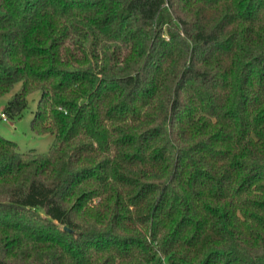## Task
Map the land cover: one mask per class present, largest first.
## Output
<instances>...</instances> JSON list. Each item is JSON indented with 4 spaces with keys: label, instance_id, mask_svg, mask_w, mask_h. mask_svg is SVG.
Masks as SVG:
<instances>
[{
    "label": "trees",
    "instance_id": "1",
    "mask_svg": "<svg viewBox=\"0 0 264 264\" xmlns=\"http://www.w3.org/2000/svg\"><path fill=\"white\" fill-rule=\"evenodd\" d=\"M0 264H264V0H0Z\"/></svg>",
    "mask_w": 264,
    "mask_h": 264
},
{
    "label": "rangeland",
    "instance_id": "2",
    "mask_svg": "<svg viewBox=\"0 0 264 264\" xmlns=\"http://www.w3.org/2000/svg\"><path fill=\"white\" fill-rule=\"evenodd\" d=\"M21 87V82L17 83L14 89L0 97V113L6 111L13 94ZM40 91H35L29 95V107L18 118L8 114L7 119L0 116V134L4 137L16 141L24 151H47L52 142L53 136L50 133L36 134L32 129V120L38 107Z\"/></svg>",
    "mask_w": 264,
    "mask_h": 264
},
{
    "label": "built area",
    "instance_id": "3",
    "mask_svg": "<svg viewBox=\"0 0 264 264\" xmlns=\"http://www.w3.org/2000/svg\"><path fill=\"white\" fill-rule=\"evenodd\" d=\"M0 116L3 118V119H7L6 118V115L4 113H0Z\"/></svg>",
    "mask_w": 264,
    "mask_h": 264
}]
</instances>
